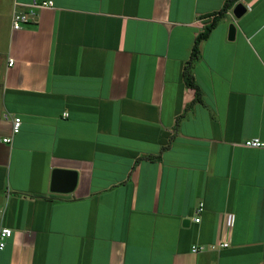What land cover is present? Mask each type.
<instances>
[{"label":"crops","instance_id":"obj_1","mask_svg":"<svg viewBox=\"0 0 264 264\" xmlns=\"http://www.w3.org/2000/svg\"><path fill=\"white\" fill-rule=\"evenodd\" d=\"M225 4L0 0V264H264V0Z\"/></svg>","mask_w":264,"mask_h":264},{"label":"built area","instance_id":"obj_2","mask_svg":"<svg viewBox=\"0 0 264 264\" xmlns=\"http://www.w3.org/2000/svg\"><path fill=\"white\" fill-rule=\"evenodd\" d=\"M53 7L52 1H34L28 5H25V10L19 11L15 10L12 15V28L14 31H19L23 29L25 26L34 24L38 18L39 12L46 8ZM14 59H10L9 66L12 67L14 65ZM21 128V119L15 118L13 121L12 126V133L13 135L19 133ZM11 138L4 139L5 143H11ZM245 147L251 149H261L264 148V141L259 138H253L246 141L243 144ZM203 210L202 204L199 205L197 214ZM196 222H200L199 216L195 220ZM12 236V230L9 228H3L0 232V251L4 250L7 245V240ZM229 247V243L218 242L212 245L210 248L211 250L217 251L221 249H226ZM205 251V247L203 246H194L192 248L193 253H200Z\"/></svg>","mask_w":264,"mask_h":264},{"label":"water","instance_id":"obj_3","mask_svg":"<svg viewBox=\"0 0 264 264\" xmlns=\"http://www.w3.org/2000/svg\"><path fill=\"white\" fill-rule=\"evenodd\" d=\"M246 11V8L238 4L234 9V15L236 17L242 16ZM236 29L234 25L230 26L229 40L235 38ZM77 184V175L72 171L56 170L52 179V192L57 194H71L74 192Z\"/></svg>","mask_w":264,"mask_h":264},{"label":"trees","instance_id":"obj_4","mask_svg":"<svg viewBox=\"0 0 264 264\" xmlns=\"http://www.w3.org/2000/svg\"><path fill=\"white\" fill-rule=\"evenodd\" d=\"M236 1L237 0H226V4L218 16H222L224 13H226L228 11L229 7L231 6V4H233ZM218 21H219V18H216L214 20V22L212 23V25L210 27H208L205 30V32L202 33L196 39L194 47H193L191 58L187 64V67L185 68L184 74H185V78H186V83L188 84V86H190L191 88L196 90V95H197L196 100H198V101H200L201 96H200L199 88L195 83V79H194L192 71H193V67H194L195 62L198 61L200 58V49H199L200 43L203 40H205L206 38H208L211 30L215 27V25L217 24Z\"/></svg>","mask_w":264,"mask_h":264}]
</instances>
